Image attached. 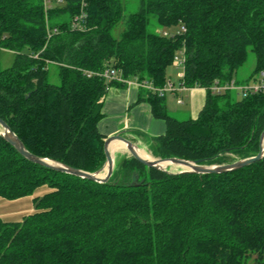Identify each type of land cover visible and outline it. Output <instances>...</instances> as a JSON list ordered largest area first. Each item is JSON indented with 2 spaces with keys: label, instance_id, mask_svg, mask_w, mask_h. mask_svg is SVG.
<instances>
[{
  "label": "trees",
  "instance_id": "16d2710c",
  "mask_svg": "<svg viewBox=\"0 0 264 264\" xmlns=\"http://www.w3.org/2000/svg\"><path fill=\"white\" fill-rule=\"evenodd\" d=\"M46 6L0 0V53L15 55L11 66L0 63V117L32 153L99 170L107 159L102 99L111 85L126 84L86 71L111 67L161 87L179 51L180 82L205 88L206 102L197 118L177 119L166 96L150 92L167 130L148 138L149 152L202 164L258 153L264 91L238 97L210 87L240 83L249 50L256 57L250 78L264 69V0H139L129 13L125 0ZM82 11L85 28L75 29ZM49 28L58 29L50 38ZM51 65L59 84L49 79ZM44 185L51 191L34 198V213L18 222L0 217V264H264V158L201 174L117 154L109 181L97 182L31 162L0 134V196L17 199Z\"/></svg>",
  "mask_w": 264,
  "mask_h": 264
},
{
  "label": "crops",
  "instance_id": "0c3cea01",
  "mask_svg": "<svg viewBox=\"0 0 264 264\" xmlns=\"http://www.w3.org/2000/svg\"><path fill=\"white\" fill-rule=\"evenodd\" d=\"M132 82L126 85H111L108 87L105 96L102 99V111L103 117L99 121V129L101 133L108 136L121 133L123 136L136 143L137 145H143L148 148V138L162 135L167 130V122L162 118H158L153 114L152 105L147 100L148 94L152 92L150 89L140 87L136 78H129ZM179 86V85H178ZM174 100L169 101L166 95V103L169 109V113L187 116L185 119L197 118L200 111L203 109L207 90L203 87H192L178 91V93H171ZM182 98L183 102H179L178 99ZM177 106H175V102ZM177 118V117H175ZM181 119V118H177ZM121 142H115L111 146ZM42 188V187H41ZM40 189V187L38 188ZM36 190L34 194L23 196L17 199H23L25 197L34 198L42 196L45 193L51 191L49 186L44 189ZM29 212L23 211V218L36 211V208H29ZM0 217L3 216L0 214ZM8 222H18L6 220Z\"/></svg>",
  "mask_w": 264,
  "mask_h": 264
},
{
  "label": "water",
  "instance_id": "95a60500",
  "mask_svg": "<svg viewBox=\"0 0 264 264\" xmlns=\"http://www.w3.org/2000/svg\"><path fill=\"white\" fill-rule=\"evenodd\" d=\"M0 127H1L0 134L5 138V140L11 143L18 150V152L21 155H23L25 158H27L29 161L48 167L56 171L73 174L97 182H107L109 181L110 177L113 174L115 167V152L111 150L110 144L115 141H122L126 143V148L129 154L135 157L139 162L151 168L161 169L170 173H175L174 171L168 169L169 165L172 164L187 167V168H182L181 170H178L176 172H196L201 174H208V173H223L227 171L237 170L239 168L245 167L264 158V130L260 137V147L256 155L237 159L233 162L220 163V164H202L196 160H188L179 157H167V158L154 157L153 159H147L144 158L139 153L138 151L139 147L136 143L132 142L131 140L123 136L121 133H118L108 136L105 139L104 148L107 157L105 164L99 170L90 172L70 166L68 164L62 163L60 161L48 157H42L32 153L2 117H0ZM165 162H168L169 164L167 166L162 165V163ZM101 173L104 174L101 175Z\"/></svg>",
  "mask_w": 264,
  "mask_h": 264
},
{
  "label": "rangeland",
  "instance_id": "374dc122",
  "mask_svg": "<svg viewBox=\"0 0 264 264\" xmlns=\"http://www.w3.org/2000/svg\"><path fill=\"white\" fill-rule=\"evenodd\" d=\"M126 1V12H132L138 9L139 7V0H125ZM49 7L51 8L52 6H54L56 4V1H52L49 2ZM124 28V23L121 22L119 24V26L116 28L115 33L118 34L122 29ZM174 30V29H172ZM180 57L183 58V54L182 52H178ZM14 52L12 51H8V50H3L0 53V63L2 65V67L6 68L12 65L13 60H14ZM256 64V57L253 51L249 50L248 52V58L246 60V62L238 69L237 71V75L236 78L240 81L241 84H247V83H251L253 82L254 79L250 78L253 69L255 67ZM184 73V64L180 63L177 64L175 62H173L167 70V74H168V82L171 81L172 83L175 84V86L180 85V79L183 76ZM49 79L52 83L55 84H59L60 83V78L58 75V70L57 67L55 65H51L50 67V76ZM236 96L238 97H242V95L239 94V92H235ZM167 98L169 101L174 100L171 92L167 93ZM175 102V101H174ZM175 106H177L176 102H175ZM171 114V113H170ZM173 117H177V118H181V119H185L187 118V116H182V115H176V114H171ZM0 131H1V127H0ZM139 149L143 148L145 149L151 156L155 157L154 155H152L148 148H146L143 145H138ZM117 154H127L130 155L127 148H120L115 152V157L117 156ZM169 170L171 171H178L181 170L182 167L180 165H169L168 167ZM47 185L41 186V189H44ZM32 207V209L36 208L35 203L32 201V198H28L25 197L23 199H18V200H11V199H7L5 197L0 196V214L3 216L2 218L6 219V220H11V221H18L22 219V216L24 215L23 211L29 212V208Z\"/></svg>",
  "mask_w": 264,
  "mask_h": 264
},
{
  "label": "built area",
  "instance_id": "2783aa9c",
  "mask_svg": "<svg viewBox=\"0 0 264 264\" xmlns=\"http://www.w3.org/2000/svg\"><path fill=\"white\" fill-rule=\"evenodd\" d=\"M58 3H62L63 0H56ZM49 0H46V5L49 7ZM46 6V7H47ZM86 17L87 14L82 11L80 14L76 15L74 20L72 21V27L77 28V29H84L85 28V23H86ZM182 29L185 31V27H182ZM157 32L162 33L163 35L167 36L170 35L169 31L162 30V28L158 27ZM58 32L57 28H49L48 29V38H50L52 35ZM183 54V58L180 57L179 53H177L174 57V62L177 64L183 63L184 64V51H180ZM39 55V52L37 53H32L33 57H37ZM88 76L91 75H99L107 80H118L122 83L125 84H131L132 82L129 80V78H123L121 74L114 68L108 67L104 69L101 72H92V71H86ZM136 82L140 87H145L150 89L152 92L160 95V96H166L167 93H178V91L189 88L185 84L180 83L179 86H175L174 83L171 81L167 82L164 86L158 87L154 86L153 84H150L147 81H140L139 79L136 78ZM211 91L215 94H221L224 93L228 90H235L239 92L240 95L246 96L250 93H256V92H262L264 91V69H262L256 78L253 80L251 83L247 84H241L237 83L234 79H232L229 82L226 83H221L220 81H215L212 86L210 87ZM179 102H183L182 98L180 97L178 99Z\"/></svg>",
  "mask_w": 264,
  "mask_h": 264
},
{
  "label": "bare ground",
  "instance_id": "6f19581e",
  "mask_svg": "<svg viewBox=\"0 0 264 264\" xmlns=\"http://www.w3.org/2000/svg\"><path fill=\"white\" fill-rule=\"evenodd\" d=\"M87 19H88V17H87ZM115 142H121V143H118V144H115V145H113V149L115 150V151H117L118 149H120V148H125L126 147V143H124V142H122V141H115ZM115 142H112L111 144H110V148H111V146H112V144L113 143H115ZM139 153L144 157V158H147V159H153L154 157L153 156H151L145 149H143V148H140L139 150ZM169 163L168 162H165V163H162V165H164V166H167ZM182 168H187V167H184V166H181ZM104 173H101V175H103Z\"/></svg>",
  "mask_w": 264,
  "mask_h": 264
}]
</instances>
